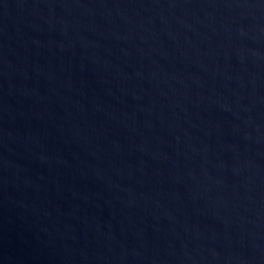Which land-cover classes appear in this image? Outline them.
Returning <instances> with one entry per match:
<instances>
[{
  "label": "water",
  "instance_id": "1",
  "mask_svg": "<svg viewBox=\"0 0 264 264\" xmlns=\"http://www.w3.org/2000/svg\"><path fill=\"white\" fill-rule=\"evenodd\" d=\"M0 264H264V36L0 0Z\"/></svg>",
  "mask_w": 264,
  "mask_h": 264
}]
</instances>
